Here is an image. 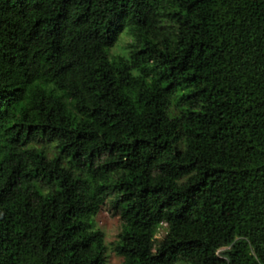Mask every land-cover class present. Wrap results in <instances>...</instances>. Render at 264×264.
<instances>
[{
	"label": "trees",
	"instance_id": "trees-1",
	"mask_svg": "<svg viewBox=\"0 0 264 264\" xmlns=\"http://www.w3.org/2000/svg\"><path fill=\"white\" fill-rule=\"evenodd\" d=\"M105 203L121 264H264V0H0V264H107Z\"/></svg>",
	"mask_w": 264,
	"mask_h": 264
},
{
	"label": "rangeland",
	"instance_id": "rangeland-1",
	"mask_svg": "<svg viewBox=\"0 0 264 264\" xmlns=\"http://www.w3.org/2000/svg\"><path fill=\"white\" fill-rule=\"evenodd\" d=\"M131 38L122 32L119 35L117 44L110 50V53H124V46L130 42ZM96 226L103 232L105 243L107 245V264H121L122 257L117 255L113 250V243L117 239L120 230L121 219L117 212L111 209L108 203L101 206L97 215L94 217ZM165 234V229L160 227L157 230L156 238L160 239Z\"/></svg>",
	"mask_w": 264,
	"mask_h": 264
}]
</instances>
